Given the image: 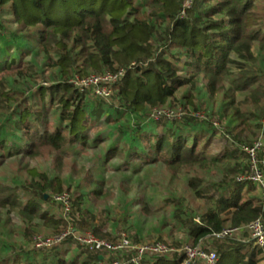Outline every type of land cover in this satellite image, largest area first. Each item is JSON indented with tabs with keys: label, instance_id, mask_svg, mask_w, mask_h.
I'll return each mask as SVG.
<instances>
[{
	"label": "rangeland",
	"instance_id": "obj_1",
	"mask_svg": "<svg viewBox=\"0 0 264 264\" xmlns=\"http://www.w3.org/2000/svg\"><path fill=\"white\" fill-rule=\"evenodd\" d=\"M144 1L134 2L143 4ZM8 10V5L0 8V22L5 27L0 34L12 42L15 41L16 45L22 41L29 54L24 56L26 67L23 74H18L19 69L0 73V139L14 131L15 121L18 120L16 111L18 113L24 108H30L35 114L41 115L39 129L51 133L59 125L66 123L60 122L61 106L52 102L49 94L41 97L39 90L47 89L62 80L59 79L61 68L52 66L51 57L53 55V58H56L65 51L58 48L54 41L49 47V52L40 50L37 42L40 38L39 32L14 23ZM258 15L264 19V7ZM219 18L220 15L215 17ZM156 22L159 32L157 34L160 37L164 35L169 22L161 24L157 20ZM260 23L262 25L264 20ZM259 28L260 26L255 27ZM253 31L255 32L251 29L249 33ZM157 39L159 38L156 37L154 41L156 53L164 54L167 50L161 47ZM64 42L73 60L76 61L69 83L83 93L84 104L87 108H92L91 111L96 110L94 106L96 102L102 103L101 126L88 130L87 147L75 144L64 150L55 151L44 145H34L30 152L12 156H8L0 147L2 181L0 186L2 185V189H11L8 192L21 193L24 198H35L40 193L38 190L44 189L46 185L40 174L46 175L52 185H55L53 179L58 178L63 191L56 193L51 189L49 193H52V198L67 193L73 207L67 213L64 205L55 201L52 209L47 211L65 218L67 227L76 228L75 215L78 206L75 203L76 198L81 195L85 196L84 207L93 213L96 225L105 236L117 239L124 234L138 245L157 240L175 249L186 244H194V239L190 235L191 228L200 224L202 217L209 211L219 209L216 198L210 199L207 195L217 197L219 185L241 166L243 169L248 168L243 173L239 170L237 181L245 184L244 177L252 163L245 147L261 142L255 159L264 169V80H261V85L258 82L246 88L243 85L246 79L241 78L242 73L248 70L251 75L264 73V43L260 44L258 41L253 43L255 58L252 61L244 62L245 60L231 52L230 58L237 62L229 63L228 72H221L220 75L202 71L196 73V69L184 70L187 58L178 49L169 48L170 50L164 54L165 58L180 67L181 75L198 74L192 84L182 85L174 98L168 100L166 106L182 111L183 118L187 114L197 118L196 113L201 112L204 116L202 119L198 117L201 123H210L216 131L222 132L221 138L213 139L207 148L204 141L199 142L189 160L167 163L160 156H155L152 151H149L151 156H147L151 158L150 160L131 158L126 154L117 157L109 152L110 142L100 141L101 136L117 138L121 130L132 127L138 121L128 116L121 118L117 114L119 108L117 100L100 101L74 84L77 67L84 59L81 52L83 48L77 47L70 39H65ZM88 70L95 72L92 68ZM5 93H10V97L5 96ZM189 96H192L191 102L188 101ZM109 114L114 120L110 123L104 120ZM138 115L139 118L147 119L146 112ZM170 123L172 122H168ZM156 126L147 125L150 128ZM29 131L33 136L36 130L31 126ZM26 139L32 137L27 136ZM35 141L33 140L34 143ZM230 156H233V159ZM153 157H158V160L152 161ZM32 171H35V175ZM253 186L252 190L246 191V197L260 202L264 211L261 190L258 186L254 184ZM94 190L100 191V194H93ZM8 197H11L10 193L0 196V263L4 261L12 263L21 259L25 262L36 261L37 264H94L92 254L76 239L60 246L38 249L35 245L37 238L58 233L38 216L32 215L33 217L29 218L23 215L21 207L9 203L4 205L2 199L11 201ZM222 216L227 219L226 227H234L228 220L231 217L230 212L224 211ZM260 219L264 221V212ZM75 230L77 233H93L92 229ZM233 239L234 242L251 244L253 248L259 249L261 254L258 256L260 260L258 264H264V247H258L247 230ZM194 245L218 252L220 248L226 247L227 243L206 237ZM58 253L64 262L58 260L56 255Z\"/></svg>",
	"mask_w": 264,
	"mask_h": 264
},
{
	"label": "trees",
	"instance_id": "obj_2",
	"mask_svg": "<svg viewBox=\"0 0 264 264\" xmlns=\"http://www.w3.org/2000/svg\"><path fill=\"white\" fill-rule=\"evenodd\" d=\"M134 1L0 0V8L9 6L8 12L14 23L39 32L40 38L37 42L40 50L49 52V47L54 41L58 48L65 51L56 58H53V55L51 57L52 66L61 68L59 79L62 80L47 89L41 88L39 92L41 97L49 94L52 102L61 106L60 122L66 124L59 125L51 133L41 131L39 129L42 122L41 115L35 114L30 108L20 109L18 113L16 111L18 120L15 121L14 131L0 139V147L8 156L30 152L34 145H44L55 151L64 150L75 144L87 147L89 146L88 130L101 126L102 103L96 102L94 105L96 110L91 111L92 108L89 109L84 104L83 93L74 89L69 83L76 61L73 60L64 42L65 39H70L77 47L83 48L81 52L84 59L82 64L78 65L75 76L87 77L105 71H125V76L114 86L111 99L119 102L117 114L121 118L128 116L138 122L132 127L121 130L117 138L109 135L101 136L100 141L109 140V152L114 156L126 154L131 158L150 160L151 158L147 156H151L149 151H152L155 156H160L167 163L179 160L185 162L195 153L199 142L204 141L207 148L213 139L221 138L220 130L216 131L210 123H201L200 118L191 114L174 121L165 118L155 121L151 119V112L155 108L165 107L182 85L192 84L198 71L217 75L228 72L229 63L237 62L230 58L231 52L241 60H245L244 62L252 61L255 58L253 43L256 41L260 44L264 43V23L262 25L260 23L264 19L258 15L264 7L262 5L264 0H193L189 8L184 6L186 0H145L143 4H135ZM218 15L220 18L215 19ZM156 20L159 24L169 22L164 35L160 37L157 34L159 32ZM259 26V29H255ZM251 29L255 32L249 33ZM1 30L4 31L5 27L0 22V32ZM156 37L159 38L157 40L161 47L166 48L167 51L180 50L187 58L184 62L187 69L183 67L184 70L196 69V73L181 75L180 67L164 57L167 51H164V54H157L154 43ZM27 54L29 51L25 50L22 41L16 45L15 41L12 42L0 34V73L19 69L18 74H23V69L26 67L24 56ZM89 68L95 72H90ZM241 76L246 79V83L243 84L246 88L258 82L261 85V80H264L262 72L259 75L257 73L251 75L248 70ZM4 95L8 97L10 93ZM94 97L100 101H107ZM191 99L192 96H189L188 101L191 102ZM144 112H146V120L139 118L138 115ZM104 118L108 123L114 121L111 119V114ZM168 122L172 123L168 124ZM147 125L157 126L150 128ZM31 126L36 130L33 136L29 131ZM27 136L32 139L27 140ZM33 140H36L35 143ZM153 158L152 161L158 160V157ZM230 158L233 159V156ZM247 168L239 167L240 173L245 172ZM239 170L229 175L219 185L217 197L207 195L210 199L216 198L219 209L209 211L202 217V222L190 230L194 244H198L206 237L227 243L226 247L216 252L219 257L217 264H258L260 261L258 256L261 251L253 248L251 244L234 242L233 238L212 236L213 233H219L226 228L227 219L222 216L224 211L230 212L231 217L228 220L234 227L249 225L260 219L264 212L260 202L246 197V191L252 190L253 184L257 185L251 181H245L246 185L237 181ZM32 172L35 175V171ZM40 176L46 181V185L44 189L38 190L40 193L37 197L24 198L21 193L2 189V185L0 196L10 193L11 197L8 199L10 198L11 201L4 199L6 195L2 199L4 205L6 203L17 205L21 207L26 217L32 218V215H36L52 226L57 233H61L68 228L66 219L57 217L47 210L52 209L56 203L49 190L62 192V183L58 178H54L55 185H52L46 175L40 174ZM93 194H100V191L94 190ZM84 197L79 195L76 198L75 204L78 206L75 215L76 228L83 231L92 229L99 238L116 240L101 233V228L96 225L95 216L84 207ZM261 202L264 203L263 199ZM70 240L75 239L70 237L65 242ZM86 249L92 254L91 259L94 260V264L107 256L105 251ZM56 255L59 261L64 262L59 253ZM120 256H110V258ZM184 258L183 253H175L170 257H154L148 262L182 264ZM0 264H37V262H25L19 259L12 263L4 261Z\"/></svg>",
	"mask_w": 264,
	"mask_h": 264
},
{
	"label": "built area",
	"instance_id": "obj_3",
	"mask_svg": "<svg viewBox=\"0 0 264 264\" xmlns=\"http://www.w3.org/2000/svg\"><path fill=\"white\" fill-rule=\"evenodd\" d=\"M192 2L193 0H186L184 5L185 8L191 7ZM124 76V70L116 72L105 71L101 74H92L87 77L75 76L73 82L83 91H88L92 95L108 101L113 96L114 86L120 82ZM183 116L184 113L182 111L174 110L168 106L155 108L151 112V119L155 121H159L163 118L174 121L183 118ZM196 116L201 119L204 118L201 112H197ZM261 145V142H257L250 147H245V150L248 151L251 156L252 163L244 180L251 181L259 187L264 201V169L258 165L255 159L256 151ZM54 200L63 204L67 213L70 212L71 200L67 193L55 195ZM244 230L250 233L251 238L258 247H264V221L262 219H257L246 227H226L219 233H213L212 236L217 238H234ZM70 237L76 239L85 248L107 252V256L102 257L96 264H150L148 261L152 260L154 257H170L175 253H183L185 258L182 264H217L219 260L216 252L209 251L200 245L186 244L179 249H175L157 240L138 245L134 244L129 237L124 234L119 236L116 240H107L99 238L92 232L77 233L72 226L54 236L37 238L35 245L38 249H48L63 244ZM120 255L121 257L110 258V256Z\"/></svg>",
	"mask_w": 264,
	"mask_h": 264
}]
</instances>
